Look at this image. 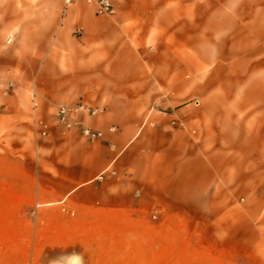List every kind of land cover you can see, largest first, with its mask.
Wrapping results in <instances>:
<instances>
[{
    "label": "crops",
    "instance_id": "obj_1",
    "mask_svg": "<svg viewBox=\"0 0 264 264\" xmlns=\"http://www.w3.org/2000/svg\"><path fill=\"white\" fill-rule=\"evenodd\" d=\"M111 1L0 0V264H264V0Z\"/></svg>",
    "mask_w": 264,
    "mask_h": 264
},
{
    "label": "built area",
    "instance_id": "obj_2",
    "mask_svg": "<svg viewBox=\"0 0 264 264\" xmlns=\"http://www.w3.org/2000/svg\"><path fill=\"white\" fill-rule=\"evenodd\" d=\"M65 5H68L72 3L74 0H63ZM87 2H91L95 4L96 12L98 14H107L112 15L115 13V7L111 0H86ZM12 83L8 84V87H12ZM197 102V101H196ZM84 108L83 105H77L76 107H69L65 104H61L57 107L56 110V120L58 123H60L65 128H72L76 127L79 129L81 134L85 136L88 139H96L100 138L102 136V132L96 129H93L87 125H84L80 120L74 119L70 116V111L72 109H81ZM90 113H95L99 109H92V108H86ZM39 131L42 135L46 134L48 125L43 121H38ZM111 130L114 129L113 127L110 128ZM112 173H114V170H111ZM106 174V171H102L98 175V179L103 178V176Z\"/></svg>",
    "mask_w": 264,
    "mask_h": 264
}]
</instances>
